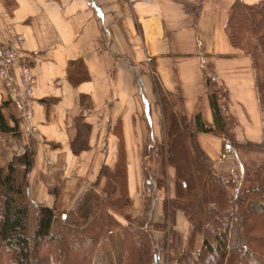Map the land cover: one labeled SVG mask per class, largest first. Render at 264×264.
<instances>
[{
  "label": "crops",
  "instance_id": "obj_1",
  "mask_svg": "<svg viewBox=\"0 0 264 264\" xmlns=\"http://www.w3.org/2000/svg\"><path fill=\"white\" fill-rule=\"evenodd\" d=\"M234 1L0 0V43L7 27L21 34L19 54L35 78L31 132L21 118L17 69L13 93L0 77V112L18 128L0 132V167L31 148L32 165L26 173L16 164L14 178H25L29 210L54 208L52 232L80 236L88 223L101 225L98 204H125L122 214L101 210L120 224L164 221L187 234L181 212L164 218L156 157L144 155L164 140L160 94L185 116L186 130L196 129V144L224 179L234 145L264 139L257 96L264 56L255 38L244 49L229 42ZM173 176L169 167L167 197Z\"/></svg>",
  "mask_w": 264,
  "mask_h": 264
},
{
  "label": "trees",
  "instance_id": "obj_2",
  "mask_svg": "<svg viewBox=\"0 0 264 264\" xmlns=\"http://www.w3.org/2000/svg\"><path fill=\"white\" fill-rule=\"evenodd\" d=\"M227 36L234 47L241 49L246 39L255 38L264 56V0L251 4L235 0L228 14ZM257 96L264 109V82ZM160 103L165 138L161 144L146 147L144 155L156 157L158 176L154 186L162 195L164 218L168 210L175 209L188 222L186 246L173 264H264V158L251 166L244 164L240 175L229 172L224 179L196 144V129H185V116L178 114L163 94ZM17 129V124L8 125L0 112V132L15 133ZM234 146L264 151V139ZM32 153L27 146L22 154L11 158L6 168L0 167V264H149L153 257L150 234L129 221L121 226L107 212V230H101L100 225L93 234L71 238L51 231L54 208L37 206L30 233L26 181L24 178L16 184L14 172L16 164L22 163L27 173ZM169 167L174 182L172 195L167 197ZM117 171L119 165L116 173L106 171L108 179H114ZM107 205L122 210L125 204H98L100 209ZM110 225L119 226L122 237L117 258L105 262ZM197 236L201 241L195 251ZM89 247L92 253H88Z\"/></svg>",
  "mask_w": 264,
  "mask_h": 264
},
{
  "label": "rangeland",
  "instance_id": "obj_3",
  "mask_svg": "<svg viewBox=\"0 0 264 264\" xmlns=\"http://www.w3.org/2000/svg\"><path fill=\"white\" fill-rule=\"evenodd\" d=\"M246 41H248V39H246ZM164 138H165V134L163 136V139ZM191 142H192V140L188 139L189 145H191ZM237 153H238V155H236V157L234 156L233 159H230V161L228 162V164H230V165L227 168V171H226L227 173L232 172L235 174L238 173L240 175L241 171H242V166L244 164H246L247 166H251L252 163L260 162L264 158V151H262V150H253V149L252 150H245V149L243 150V149L238 148ZM152 164L154 166H157L156 159H155V161L152 162ZM161 198H162V195L160 194L159 199L161 200ZM107 206H110V205H107ZM31 207L32 208L29 210V215H28V217H29L28 226H29L30 233H32L31 229L33 228V225L35 223V210H36L35 205H32ZM111 209L113 211H117V212L122 214L121 210H119V209H114L112 207H111ZM98 211L99 212H98L97 217L99 216L98 217L99 219L97 218L96 222H100L101 230H107L108 224L105 223V220H104L106 211L101 210L100 208H98ZM101 212H102V214H101ZM128 219H129L128 221L131 223V225L138 226V225H136V222L131 217H128ZM125 224L126 223H122L121 226L125 225ZM115 227L116 226L110 225L109 229L112 228V230H114ZM138 227H141L144 230H146L148 232V234H150V238L152 240L151 249L153 252V257L149 260V264H173L175 258L179 255V253L186 246L187 234L184 236V234L180 235L179 232L174 233L173 231H171L170 226H168V224L165 223L164 221H162V223H160V224L148 223L146 227H145V225L138 226ZM97 229H99V227H95V224L93 222L88 223L84 227L82 234L85 236L86 235L88 236L90 234L95 233V231ZM61 235H63V234H61ZM65 236H67V235H65ZM107 236H108V245H107V249L104 250L103 258H104L105 262H111L112 260H115L117 258L116 254L118 253V247H119V244L121 242V237H122L121 228L118 229L117 231L112 232V233L109 232ZM69 237L77 238L78 236L74 235V236H69ZM173 238H174V242H173ZM200 239H201L200 236H197L195 239V246H194L195 251H198V249H199L200 241H201ZM88 250H89L88 253L89 252L92 253V250L90 247L88 248ZM154 257H156V261H154ZM99 260H101V258Z\"/></svg>",
  "mask_w": 264,
  "mask_h": 264
},
{
  "label": "built area",
  "instance_id": "obj_4",
  "mask_svg": "<svg viewBox=\"0 0 264 264\" xmlns=\"http://www.w3.org/2000/svg\"><path fill=\"white\" fill-rule=\"evenodd\" d=\"M5 33L6 41L0 43V77L7 91L13 93L16 87L12 72L17 69L18 79L16 82L22 97L21 118L26 122L28 129L34 132L35 127L31 124V118L35 78L30 61L19 54L23 36L12 27H7ZM154 261H156V257H154Z\"/></svg>",
  "mask_w": 264,
  "mask_h": 264
}]
</instances>
